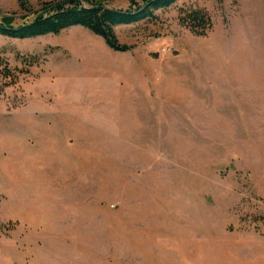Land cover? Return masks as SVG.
Instances as JSON below:
<instances>
[{"label":"rangeland","instance_id":"rangeland-1","mask_svg":"<svg viewBox=\"0 0 264 264\" xmlns=\"http://www.w3.org/2000/svg\"><path fill=\"white\" fill-rule=\"evenodd\" d=\"M44 1L0 0V15L27 21ZM185 8L209 13L205 36ZM113 32L127 50L80 25L0 35L21 69L0 99V264H264V118L178 106L181 87L215 96L235 70L264 86V0H176Z\"/></svg>","mask_w":264,"mask_h":264},{"label":"trees","instance_id":"trees-1","mask_svg":"<svg viewBox=\"0 0 264 264\" xmlns=\"http://www.w3.org/2000/svg\"><path fill=\"white\" fill-rule=\"evenodd\" d=\"M176 0H129L126 8L108 7L96 2L82 5L78 0H46L33 17L23 22H13L14 18L0 15V35L9 38H30L48 33H57L73 25H80L101 36L105 43L117 51L130 46L117 41L113 27L119 24L137 22L154 16V11L165 8ZM19 6L26 8L25 1ZM179 22L195 35L205 36L212 27L209 13L203 8H185L180 11ZM32 65L35 56L22 57ZM21 69L12 67L0 49V99L8 87L16 86Z\"/></svg>","mask_w":264,"mask_h":264},{"label":"crops","instance_id":"crops-1","mask_svg":"<svg viewBox=\"0 0 264 264\" xmlns=\"http://www.w3.org/2000/svg\"><path fill=\"white\" fill-rule=\"evenodd\" d=\"M254 39L261 43L262 37L255 35ZM258 39V40H257ZM258 53V43L255 48ZM208 59L205 54L204 60ZM228 82L224 83L221 92L211 94L206 89L205 83L197 85L195 93L194 84L190 87H181L180 106L181 113L188 114L191 109V118H248L247 108H252L249 118H264V86L263 78L259 77L255 82H246L238 78L235 70L226 75ZM213 96V97H212ZM212 98L217 100L216 103ZM179 99V97H178ZM258 186L264 196V142L258 146Z\"/></svg>","mask_w":264,"mask_h":264}]
</instances>
